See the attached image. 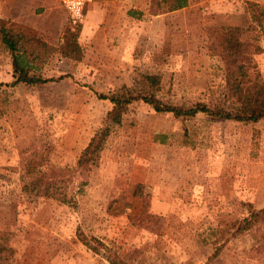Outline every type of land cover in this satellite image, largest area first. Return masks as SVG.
Masks as SVG:
<instances>
[{
	"label": "rangeland",
	"instance_id": "rangeland-1",
	"mask_svg": "<svg viewBox=\"0 0 264 264\" xmlns=\"http://www.w3.org/2000/svg\"><path fill=\"white\" fill-rule=\"evenodd\" d=\"M252 1L264 7L189 0L170 11L172 0H134L127 15L88 33L90 1L80 25L62 1L64 28L80 27L84 57L61 54L63 32L52 44L33 28L47 42L39 72L55 79L36 85L13 83L11 54L0 46V247L11 251L3 264H264L261 232L223 234L264 207V119L177 118L134 101L86 185L81 177L62 183L73 203L24 189L54 169H75L113 108L109 97L140 73L160 76L165 101L218 110L226 81L213 28L240 27L259 44L254 59L264 78V27L252 19ZM44 23L51 28V14Z\"/></svg>",
	"mask_w": 264,
	"mask_h": 264
},
{
	"label": "trees",
	"instance_id": "trees-1",
	"mask_svg": "<svg viewBox=\"0 0 264 264\" xmlns=\"http://www.w3.org/2000/svg\"><path fill=\"white\" fill-rule=\"evenodd\" d=\"M189 0H172L169 10H176L188 5ZM253 21L264 27V7L255 1L249 3ZM212 32L221 35L220 54L225 66L226 89L221 98L220 108L213 110L204 102L189 107L174 105L159 97L161 78L157 74L140 73L131 85H123L109 97L113 108L108 112L104 126L91 138L82 151L75 169L64 168L51 171V177L42 174L33 178L24 189H37L41 197H51L64 203H73V196L61 191L62 183L81 177V186L86 185L87 173L92 166L99 163L102 151L113 131V127L121 124L123 115L130 104L142 100L157 113L172 114L177 118L195 117L200 113L209 116L231 119L241 122L264 119V78L254 56L262 51L259 44L244 40L240 27L213 28ZM80 27L68 24L62 35L60 52L63 56L82 60L84 51L79 43ZM0 46L11 54L14 70V84L31 85L46 83L54 78H44L39 72L45 63L44 52L47 42L35 34L34 29L26 24L10 19H0ZM165 138V134L158 135ZM165 141V139H161ZM255 229L264 238V207L252 208L241 220L223 229L226 236H235ZM85 244L95 251H100L82 237ZM230 237H227L228 239ZM216 242V241H215ZM218 242V241H217ZM216 242V244H217ZM219 253L220 247H215ZM10 248L0 247V264L8 260ZM110 259V257H109Z\"/></svg>",
	"mask_w": 264,
	"mask_h": 264
},
{
	"label": "crops",
	"instance_id": "crops-1",
	"mask_svg": "<svg viewBox=\"0 0 264 264\" xmlns=\"http://www.w3.org/2000/svg\"><path fill=\"white\" fill-rule=\"evenodd\" d=\"M133 2L134 0H90L84 32L92 31L93 27H97L98 31V27L105 24L106 19L115 20L118 15H127ZM61 8V0H0V18L29 25L38 30L40 36L49 43L58 44L65 26V21L60 17ZM49 14L51 28L44 23L45 16Z\"/></svg>",
	"mask_w": 264,
	"mask_h": 264
},
{
	"label": "built area",
	"instance_id": "built-area-1",
	"mask_svg": "<svg viewBox=\"0 0 264 264\" xmlns=\"http://www.w3.org/2000/svg\"><path fill=\"white\" fill-rule=\"evenodd\" d=\"M69 11L73 25H80L85 19V7L90 0H62Z\"/></svg>",
	"mask_w": 264,
	"mask_h": 264
}]
</instances>
